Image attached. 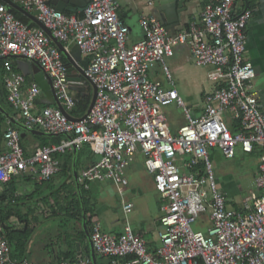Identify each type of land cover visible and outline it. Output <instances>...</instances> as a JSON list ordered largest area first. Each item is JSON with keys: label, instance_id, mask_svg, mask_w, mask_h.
Instances as JSON below:
<instances>
[{"label": "built area", "instance_id": "obj_1", "mask_svg": "<svg viewBox=\"0 0 264 264\" xmlns=\"http://www.w3.org/2000/svg\"><path fill=\"white\" fill-rule=\"evenodd\" d=\"M146 1L153 6L154 0ZM234 2L209 0L190 27L175 33L156 14L142 12L143 35L129 42L131 28L121 17L120 0H90L82 15L62 11L49 0H23L67 49L71 41L79 44L97 96L87 115L76 120L57 104L38 107L40 84L28 82L5 59L7 99L23 122L68 135L60 142L38 144L27 154L20 129L5 130L0 191L18 173L37 181L50 179L61 170L59 154L89 143L98 158L83 167L79 182L88 188L96 180L112 181L123 195L129 186L127 168L140 152L163 199L159 244L151 250L128 221L117 235L104 231L96 220L91 238L97 253L109 256L110 264H264V110L254 85L255 64L245 55L253 9L238 10ZM181 44H189L197 64L209 67L213 87L204 94L199 113L179 93L169 65ZM10 53L38 60L71 113L77 98L61 49L41 26L23 21L0 0V58ZM155 64L168 85L151 78ZM172 102L186 117L176 133L163 110ZM214 147L227 158L235 156L237 147L248 153L263 151L256 187L237 204L217 177ZM133 207L132 201L123 202L126 213ZM194 222L203 228L195 229ZM3 232L0 222V264H94L88 256L58 262L15 258Z\"/></svg>", "mask_w": 264, "mask_h": 264}, {"label": "crops", "instance_id": "obj_2", "mask_svg": "<svg viewBox=\"0 0 264 264\" xmlns=\"http://www.w3.org/2000/svg\"><path fill=\"white\" fill-rule=\"evenodd\" d=\"M208 1H191L187 10L183 12V20L179 29L190 27L191 22L201 15L204 5ZM127 4V9L123 10L121 3L120 14L130 25L129 42H133L139 40L143 35L139 23L140 14L142 12L156 14V12L146 0H127ZM234 6L238 10L245 7L253 9V15L247 27V50L245 55L255 64L254 85L259 95L261 107L264 110V0H235ZM33 12L37 14L36 10ZM74 43V41L69 42V46ZM82 59L87 60L85 57H82ZM190 59H193V57L189 44L178 45L175 54L169 58L170 67L176 77L183 78L188 75L190 72L188 61ZM159 71L164 72L161 66L157 64L150 76L164 82L159 77ZM28 76L31 80H34L30 75ZM212 87L213 84L210 81L207 87L201 89V103L196 107L192 106L195 113L201 111L204 94ZM88 89V93L92 96L91 85ZM178 91L182 96L186 95L188 97L185 91L179 89ZM76 92L78 91L74 90V93ZM0 104L8 113L23 121L20 113L8 109L1 99ZM43 105L39 99L38 107ZM12 123H14L12 119L0 109V152L7 149L4 132L13 126ZM171 130L173 131L172 127ZM174 130L178 131L177 128ZM33 135L40 134L27 130L22 136L25 137L23 143L26 146L25 151L27 154L32 153L38 144L46 143L39 142V139ZM65 137L66 135L63 134V139ZM60 158L63 163V156ZM92 161H95V159ZM92 161H86L83 167L92 163ZM64 171L69 173V170L61 165L59 172L44 181H37L27 173H18L13 175L0 191V196L5 195L4 198L0 197L2 201L0 204V222L4 225V236L10 241L13 257L28 258L41 262H58L64 259H77L80 256L92 258L91 240L83 224V198L81 199V208L76 202V192L80 193L78 185L72 190L66 189L62 183L57 184V175ZM73 177L74 172L72 175L70 174L67 182L77 184L75 177L74 181L72 180ZM220 183L223 190L229 196L232 195L229 192L230 188L227 189L224 182L220 181ZM143 184L146 185L144 192L141 189ZM82 185L85 189L90 190V193L87 194L90 197V209L89 211L86 210L87 228L90 233L94 222L98 220L104 231L119 235L123 233L125 224L128 221L135 232L145 236L149 248L151 250L156 249L160 240V215L163 199L156 188L154 175L148 172L145 163L144 168H138L134 171L131 180L129 178V186L123 195L117 190L112 181L96 180L91 182L88 188L82 183H80V188ZM127 201L134 203V207L128 213L123 209V202ZM89 217L90 225H88ZM96 259L98 264H110L109 256L96 252Z\"/></svg>", "mask_w": 264, "mask_h": 264}, {"label": "water", "instance_id": "obj_3", "mask_svg": "<svg viewBox=\"0 0 264 264\" xmlns=\"http://www.w3.org/2000/svg\"><path fill=\"white\" fill-rule=\"evenodd\" d=\"M4 1L8 4L11 10L17 9L18 11L22 12L32 21H34L37 25L41 26L47 32V34L51 36L55 44L61 49V51L64 53V55L67 58L66 60L67 73H68V78L70 80V87L73 90L80 92L84 96L88 94V90H89L88 87L91 85L92 97L88 109L82 116L85 117L95 102L97 96V86L87 77L84 66L81 64L82 52L79 44L74 43L72 46L69 47V49H67L65 44L53 33V31L38 18L37 14L27 9L22 4L23 0H4ZM49 1L52 2L58 9L62 11L77 12V11H83L90 0H49ZM191 1L193 0H154L153 8L156 12V15L157 12H160V16L158 15L157 16L163 22L166 23L167 27L171 29L172 32L175 33L178 31L182 23L183 12L187 10L188 4ZM10 57L17 58V67L24 74L30 75L34 80H36L40 84L43 91V95L40 98V101L43 104H57L69 119L76 120L81 118L78 116H74L69 111H67L66 108L63 106L61 100L58 98L55 92V89L52 86V81L50 77L46 76L38 60L30 58L24 54H18V53H10L2 56L1 58L8 60ZM0 109L3 110L12 119V121L22 129L21 136H23L27 130H30L40 135H47V136L62 134L60 132H49L35 127H29L23 121L19 120L15 116L8 113L2 107L1 104H0ZM78 150L79 148L77 146H74L73 172L79 188V192H81L80 183L78 180V170L76 167ZM83 210H84L83 224L91 240L92 260L94 264H98L96 259V250L93 246L91 233L87 228V216H86V209L84 204H83Z\"/></svg>", "mask_w": 264, "mask_h": 264}, {"label": "rangeland", "instance_id": "obj_4", "mask_svg": "<svg viewBox=\"0 0 264 264\" xmlns=\"http://www.w3.org/2000/svg\"><path fill=\"white\" fill-rule=\"evenodd\" d=\"M120 1L122 3V9L126 10L128 6L127 0ZM33 11L35 10L33 9ZM169 65H171L170 61ZM156 66L157 64H155V66H153L149 70V73L151 75L153 68ZM188 67L190 68V72L185 77L178 78L176 77V74H174L176 79V87L179 90H182L183 92L185 91V94L188 95V97L186 95L183 96L187 104H189L191 107H196L201 103V89L207 87L210 82V79L208 78V67H206L205 65L197 64L194 59H190L188 61ZM159 77L164 81L163 83L165 85H168V81L164 72L159 71ZM151 78L154 77L151 76ZM0 79L4 81V68L1 66ZM7 92L8 91L6 88L5 94L1 97L2 103L8 109L19 112V110L15 108L7 99ZM163 110L169 118V122L171 124V127L173 128V132L176 133L177 131H175L174 129H179L180 126L185 123L186 118L183 109L177 104V102H172L164 105ZM33 136H36L35 138H38L39 142L43 141L40 136ZM22 141L25 142V137L22 138ZM85 145V148L81 152V159L77 165V170L79 173H81L83 165L86 161H92L98 158V156L92 154L89 143H86ZM213 151L217 177L220 181L224 182L227 185V189L230 188L229 192L230 194H232L230 195L231 203L237 204V202L239 203L246 196L249 195L251 189H254L256 187L255 177L258 171L259 164L261 162V154L263 151L261 150L254 153H248L242 151L240 147H237L236 154L233 158L225 157L218 147H214ZM138 168H144V157L140 152L137 153L134 161L127 168V174L130 180L132 178V175L134 174V171ZM69 177L70 174L68 173V171L60 173L59 175H57V184L62 183V185L66 189L73 190L77 187V184H70L69 182H67V179ZM72 180L74 181V177L72 178ZM145 184L141 186L143 192L144 188L147 185ZM192 225L195 229L203 228L202 226H199L196 222H194Z\"/></svg>", "mask_w": 264, "mask_h": 264}, {"label": "trees", "instance_id": "obj_5", "mask_svg": "<svg viewBox=\"0 0 264 264\" xmlns=\"http://www.w3.org/2000/svg\"><path fill=\"white\" fill-rule=\"evenodd\" d=\"M13 12L15 13V15L17 17H19L23 21L29 23L30 25H37L34 21H32L29 17H27L25 14H23L20 11H18L17 9H13ZM66 12L72 13V11H66ZM76 13L78 15H82V11L81 12H76ZM62 57H63V59L65 61L67 60V58H66V56L64 55L63 52H62ZM9 61L17 68V65H16L17 64V60H16V58L10 57ZM81 62H82V65L86 66L87 63H88V60L82 59ZM4 64H5V59L4 58H0V66L4 68ZM28 80H31V79L27 75V81ZM5 89H6L5 82L0 79V99L5 94ZM75 95H76V98H77V102H76V106L71 110V113L74 116H80V115H83L86 112V110L88 109L92 96H91L90 93H88L87 95L83 96L80 92H76ZM12 125L14 127H17L19 129H21L15 123H12ZM38 136H40L43 139V142H46V143L47 142H60L63 139V134H57V135H52V136H42V135H38ZM22 138L23 137H21L22 145H23L24 149H26V146L23 143ZM85 146L86 145L84 144L78 150L77 162H76L77 165H78V163H79V161L81 159L80 158L81 157V152L83 151ZM61 156H63V158H64V162L63 163L61 162V165H63V168L69 170V173L72 175L73 174L72 162H73V158H74L73 151H68V152L59 154V157H61ZM88 193H90V190L85 189L83 185L81 186V192L80 193L76 192V202H77L78 206L81 208V203H82L81 202V195H82V198H83V201H84V204H85V207H86L87 211H89V209H90V207H89L90 197L87 196ZM0 197L4 198L5 195H1ZM80 208H79V211L81 210ZM88 225H90V217L88 218Z\"/></svg>", "mask_w": 264, "mask_h": 264}, {"label": "flooded vegetation", "instance_id": "obj_6", "mask_svg": "<svg viewBox=\"0 0 264 264\" xmlns=\"http://www.w3.org/2000/svg\"><path fill=\"white\" fill-rule=\"evenodd\" d=\"M157 15L160 16V12H157Z\"/></svg>", "mask_w": 264, "mask_h": 264}]
</instances>
